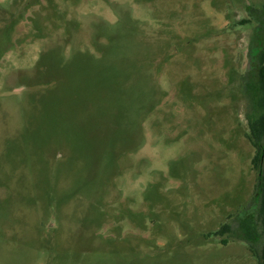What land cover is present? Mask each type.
<instances>
[{
    "label": "rangeland",
    "instance_id": "obj_1",
    "mask_svg": "<svg viewBox=\"0 0 264 264\" xmlns=\"http://www.w3.org/2000/svg\"><path fill=\"white\" fill-rule=\"evenodd\" d=\"M263 41L264 0H0V264H264Z\"/></svg>",
    "mask_w": 264,
    "mask_h": 264
},
{
    "label": "trees",
    "instance_id": "obj_2",
    "mask_svg": "<svg viewBox=\"0 0 264 264\" xmlns=\"http://www.w3.org/2000/svg\"><path fill=\"white\" fill-rule=\"evenodd\" d=\"M247 21L243 23H247ZM252 50L259 60L258 71L256 73L257 79L255 78L258 84V94L255 96V105H253V107L256 106V109L254 108L247 115L248 137L256 148L254 162L260 173L259 194L263 197L262 222L264 224V41L252 47ZM262 253L264 256V247Z\"/></svg>",
    "mask_w": 264,
    "mask_h": 264
}]
</instances>
